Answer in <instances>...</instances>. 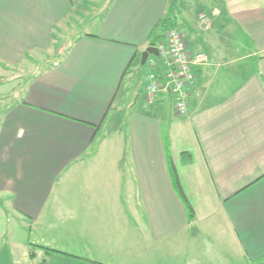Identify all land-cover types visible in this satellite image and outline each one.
Returning a JSON list of instances; mask_svg holds the SVG:
<instances>
[{"label": "crops", "instance_id": "0c3cea01", "mask_svg": "<svg viewBox=\"0 0 264 264\" xmlns=\"http://www.w3.org/2000/svg\"><path fill=\"white\" fill-rule=\"evenodd\" d=\"M177 1L0 0V264H264V0L169 27L210 58L185 116L136 87Z\"/></svg>", "mask_w": 264, "mask_h": 264}, {"label": "built area", "instance_id": "2783aa9c", "mask_svg": "<svg viewBox=\"0 0 264 264\" xmlns=\"http://www.w3.org/2000/svg\"><path fill=\"white\" fill-rule=\"evenodd\" d=\"M157 61L155 56L148 57L146 63L149 71L143 86V95L147 103H154L162 92H170L173 96L172 111L179 116L187 114L189 90L195 85V69L210 58L204 52L189 53L182 33L171 28L164 34V39L156 45ZM159 64L163 67L159 71Z\"/></svg>", "mask_w": 264, "mask_h": 264}, {"label": "rangeland", "instance_id": "374dc122", "mask_svg": "<svg viewBox=\"0 0 264 264\" xmlns=\"http://www.w3.org/2000/svg\"><path fill=\"white\" fill-rule=\"evenodd\" d=\"M181 1L182 2L184 1L185 4L177 6L179 8L180 12H178L177 9L174 10V12H173V15L174 14L176 15V17H175L176 18V25H174L175 24V19H173L174 17L171 16V21H169V23H167L164 27L162 26V27H159L158 29H156L157 33L165 32L167 29H169L170 26L174 27V26L180 25L183 28L182 19H184L187 23H188V21L190 23H192L194 20H196L195 16H194V14H196V12H201V11L206 12L209 7H212V6L208 5L211 0H181ZM177 2H179V0ZM189 14H191L190 17H188ZM192 24H194V23H192ZM59 56H60V54L55 55L51 52L49 64L52 65L53 63H55L57 60L56 58ZM35 57H39V56H35ZM141 67L142 68H141L140 73L138 75H139V77H141L144 80V78H146L145 71L147 70L148 65L145 63V64L141 65ZM24 68H25V66H24ZM24 68L22 70H19V72H18L19 78L26 77L29 74L34 75L37 73L36 70L29 72V71L24 70ZM32 75H30V76H32ZM136 87H138V90L140 91L139 93L141 95V92L143 90V86H141L140 78L137 80ZM143 97L144 96L138 97V102H142ZM131 98H132V95H131ZM8 201H9V198H4V197L1 198L0 197V205L6 206V208H10V206L8 205ZM15 215L16 214H14L12 212L10 213V211L7 214L0 213V229H1L0 231L3 235V237L6 239L21 240V239L25 238V231L22 232L20 229L15 230V231L10 230V226L16 225L17 223L25 225L27 221L22 220L21 216H18V215L16 217H14ZM13 218L15 220H13Z\"/></svg>", "mask_w": 264, "mask_h": 264}, {"label": "trees", "instance_id": "16d2710c", "mask_svg": "<svg viewBox=\"0 0 264 264\" xmlns=\"http://www.w3.org/2000/svg\"><path fill=\"white\" fill-rule=\"evenodd\" d=\"M167 20H168L167 17L165 19H163L157 28L162 27V26L164 27L166 24L165 21H167ZM155 33H156V34H154L155 36H153L151 38V44H155V39H157L158 41L164 39V34H165L164 32L157 33L155 30ZM172 173H173V179H174L175 185L177 187V191H178L180 197L182 198V200L184 201L185 205L188 208L189 216H192L193 215V209H192L191 205L189 204L183 190L181 189V186H180V183H179V180H178V177H177V174H176V171L174 168H172ZM40 251H44L45 254H47V255H50L51 253H54V252L55 253H62L61 251L55 250L53 248H49V247H45V246H41V245H37V244H30L29 257L31 259L36 258L38 252H40Z\"/></svg>", "mask_w": 264, "mask_h": 264}, {"label": "water", "instance_id": "95a60500", "mask_svg": "<svg viewBox=\"0 0 264 264\" xmlns=\"http://www.w3.org/2000/svg\"><path fill=\"white\" fill-rule=\"evenodd\" d=\"M157 53L158 52L155 46L153 45L148 46L141 54V63L143 64L145 62L149 54L157 55Z\"/></svg>", "mask_w": 264, "mask_h": 264}]
</instances>
